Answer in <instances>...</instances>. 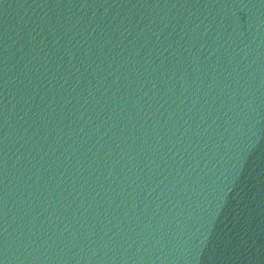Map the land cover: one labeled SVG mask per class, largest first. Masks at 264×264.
Returning a JSON list of instances; mask_svg holds the SVG:
<instances>
[{"label": "water", "instance_id": "water-1", "mask_svg": "<svg viewBox=\"0 0 264 264\" xmlns=\"http://www.w3.org/2000/svg\"><path fill=\"white\" fill-rule=\"evenodd\" d=\"M0 264H264V0H0Z\"/></svg>", "mask_w": 264, "mask_h": 264}]
</instances>
